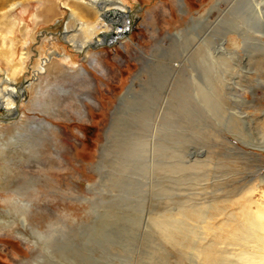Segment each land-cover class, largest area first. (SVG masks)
<instances>
[{
    "label": "rangeland",
    "instance_id": "374dc122",
    "mask_svg": "<svg viewBox=\"0 0 264 264\" xmlns=\"http://www.w3.org/2000/svg\"><path fill=\"white\" fill-rule=\"evenodd\" d=\"M115 1L126 16L103 18L98 0H0L1 103L19 98L0 117V264H202L193 231L169 240L157 217L248 190L264 202V44L227 26L240 57L212 66L193 48L201 31L178 34L217 0ZM88 26L100 30L82 51ZM258 26L243 28L264 37Z\"/></svg>",
    "mask_w": 264,
    "mask_h": 264
},
{
    "label": "bare ground",
    "instance_id": "6f19581e",
    "mask_svg": "<svg viewBox=\"0 0 264 264\" xmlns=\"http://www.w3.org/2000/svg\"><path fill=\"white\" fill-rule=\"evenodd\" d=\"M89 1L93 2V0ZM98 1L99 2L96 3L100 4L99 8H101L103 12L102 16L105 19L107 14L115 15L117 17L127 15L126 9L121 7L122 3L120 1H115L120 8L112 10L111 12L105 8V4H108V0ZM14 6H16V4L12 5L11 9H13ZM130 13L132 12L130 11ZM193 23L196 24H193V26L189 27L186 31L180 32L178 35L182 37L184 35L190 36L189 34L192 32H197L198 30L201 31V34H193L195 35V41H197V45L193 47L195 52L198 54L206 52L210 57L209 60L213 61L216 60L219 55L225 57L226 55L229 56L230 53L240 57V52L237 48H239L241 44L236 42V49H229L225 42V36L229 31L223 29H226L227 26L240 29V38L244 39V43L242 42V44L245 47L250 43V39H256L264 44V37H257L254 33H248L247 31L249 29L243 28L244 24L251 25L253 23L264 27V0H217L202 20L194 21ZM97 30L100 29H97L96 27L90 28V26L85 29L86 40H84L80 50H85L88 46L89 40L95 35L94 33ZM219 30H223L221 35L218 34V32H220ZM127 33L128 32H124V34ZM255 33L261 34L259 31H255ZM119 35L121 34H118L115 38L113 36V42L119 39ZM217 36L219 38L218 42L216 41ZM107 37L108 35H104L102 36L103 42H95L94 44L89 43V46L91 45L90 47L93 48L99 45L101 46L102 43L107 44ZM113 42L111 41V43ZM212 62L210 63L212 66L218 63L217 60L215 63ZM4 79L7 83L13 86L16 85L9 79ZM20 87L21 86L19 85V88ZM132 88L133 85H131L120 98L118 110L123 104H125L127 94ZM4 95H8L5 102L11 109L8 110L6 108V111L8 113H13L14 111L19 113L18 102L15 106L14 102L10 99V97L16 98L17 91L15 92V89L12 88L9 89L8 93H4ZM1 101L0 105H4ZM176 135L177 133L172 134L170 136L171 139L174 140L173 138H175ZM147 144L149 145V143ZM172 144H174V142H172ZM172 144L171 147L170 145L169 147H164L169 158L175 157V154L177 153ZM106 148L107 144L102 150L101 157L107 155ZM169 168L171 170L174 169V167ZM170 189L171 191L174 190L172 187H170ZM248 191L247 194L244 193L237 197H234V194L231 193V195L228 194L225 197L211 201L212 203L206 206L203 210L202 207L200 210L195 209V211L185 209L180 216L173 213H171L170 216H161L162 214H160L157 217V226L163 234L169 238V240L172 238L175 239L174 232L179 229L180 226L181 228L182 226L190 228L193 231L191 241L192 243L195 242L193 251H195V256L202 264H264V202L254 201L252 190ZM235 206H238V209H236Z\"/></svg>",
    "mask_w": 264,
    "mask_h": 264
},
{
    "label": "water",
    "instance_id": "95a60500",
    "mask_svg": "<svg viewBox=\"0 0 264 264\" xmlns=\"http://www.w3.org/2000/svg\"><path fill=\"white\" fill-rule=\"evenodd\" d=\"M107 17V16H106ZM17 98V101L19 100L18 96H16ZM2 100V98L0 97V101ZM0 108H3L4 109V105H0ZM5 113L4 114H0V117L3 118L4 121H8V120H11V119H14L16 118L19 113L14 111L13 113H8L6 111V109H4Z\"/></svg>",
    "mask_w": 264,
    "mask_h": 264
}]
</instances>
